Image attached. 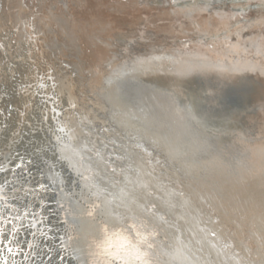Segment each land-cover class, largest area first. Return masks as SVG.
Listing matches in <instances>:
<instances>
[{
    "label": "rangeland",
    "instance_id": "1",
    "mask_svg": "<svg viewBox=\"0 0 264 264\" xmlns=\"http://www.w3.org/2000/svg\"><path fill=\"white\" fill-rule=\"evenodd\" d=\"M0 1V36L13 37H0V155L19 167V191L45 194L46 162L77 183L61 154L75 139L103 182L155 204L165 241L190 264H264V0H107L126 20L92 45L70 30L86 0ZM119 3L128 7L113 10Z\"/></svg>",
    "mask_w": 264,
    "mask_h": 264
},
{
    "label": "bare ground",
    "instance_id": "2",
    "mask_svg": "<svg viewBox=\"0 0 264 264\" xmlns=\"http://www.w3.org/2000/svg\"><path fill=\"white\" fill-rule=\"evenodd\" d=\"M85 1V0H83ZM88 1V2H87ZM109 1V0H108ZM113 2L117 0H112ZM120 1V0H119ZM117 1L116 3H118ZM2 2V1H0ZM9 2V1H8ZM17 0H12V6L16 7L19 6L17 4ZM87 2V3H86ZM114 2V3H115ZM125 2V1H124ZM132 2V1H131ZM86 3V4H85ZM85 7L88 6L85 10L77 11L76 13V19L73 21L72 26L70 27L71 33L74 38L78 36H84V38L88 41L87 45H92L94 43V37L93 34L99 33L103 34L108 31L109 27H113L116 24L119 26V24L125 23L124 18L120 15L110 16L113 13L108 14L106 12L108 10V4L107 6V0H86L85 1ZM2 4V3H0ZM111 4V0H110ZM119 3V5H116L114 7L113 3L111 4L112 8L123 10L124 5L127 6V3ZM131 4V3H130ZM129 4V5H130ZM134 5V4H133ZM141 5V4H140ZM132 6V5H131ZM3 7V5H2ZM128 7V6H127ZM134 7V6H132ZM138 7V6H137ZM81 8V7H80ZM134 7L133 9H135ZM0 6V10H1ZM110 9V8H109ZM137 9V8H136ZM141 9V7H140ZM112 10V9H111ZM139 10V8H138ZM142 10V9H141ZM177 10V9H176ZM176 10H174L176 12ZM125 11V10H124ZM132 11V9H130ZM129 11V12H130ZM168 11V10H167ZM181 11V10H180ZM179 11V12H180ZM1 12V11H0ZM112 12V11H111ZM114 12V11H113ZM128 12V10H127ZM137 12V11H136ZM135 12V13H136ZM163 12V11H162ZM166 12V10H165ZM96 13V14H95ZM122 13V12H121ZM134 12H131L132 14ZM140 13V12H139ZM142 13V12H141ZM155 13V12H154ZM230 13V12H229ZM129 14V15H130ZM137 14V13H136ZM135 17L137 19L138 16ZM144 14V13H142ZM152 14V13H151ZM150 13L148 15H151ZM164 14V13H162ZM161 14V15H162ZM122 15H125L124 13ZM133 15V14H132ZM131 15V17H132ZM156 15V14H155ZM11 17L10 15H8ZM134 16V15H133ZM144 15H140L142 17ZM160 16V15H159ZM164 16V15H163ZM169 16V14H168ZM181 16V15H180ZM204 16V15H203ZM3 16H0V30H8L9 26L5 22V19L2 18ZM158 17V16H157ZM174 17V14L173 16ZM169 18V17H168ZM179 18V17H178ZM181 18V17H180ZM183 18V17H182ZM217 17H215L216 19ZM29 19V18H28ZM142 19V18H141ZM154 19V18H153ZM156 19V18H155ZM162 19V18H161ZM214 19V20H215ZM32 20V19H31ZM30 20V21H31ZM176 19H174L175 21ZM178 20V19H177ZM176 20V23L179 22ZM210 20V19H209ZM218 20V19H217ZM215 20V21H217ZM223 20V19H222ZM250 20V19H249ZM147 21V19H146ZM151 21V20H148ZM147 21V23L150 25V23ZM153 21V20H152ZM157 21V20H156ZM160 21V20H159ZM172 22V19L170 20ZM235 21V20H234ZM27 22V21H26ZM128 22V17L127 21ZM139 21H137L138 23ZM141 22V21H140ZM169 22V21H168ZM252 22V21H251ZM29 23V20L28 22ZM155 23V22H154ZM153 23V24H154ZM208 23V22H207ZM225 23V22H224ZM135 24V23H134ZM146 24V25H148ZM151 23V26L153 25ZM157 24V23H156ZM167 24V23H166ZM172 24V23H171ZM252 24V23H251ZM250 24V25H251ZM141 24H139L140 26ZM155 25V24H154ZM175 25V24H174ZM171 25V26H174ZM177 25V24H176ZM205 25V24H204ZM218 25V24H217ZM221 25V23H220ZM242 25V24H241ZM27 26V25H26ZM30 26V25H29ZM135 26V25H134ZM167 25L160 26L161 28ZM179 26V25H178ZM176 26V27H178ZM120 27V26H119ZM153 27V26H152ZM158 27V26H157ZM182 27V25H181ZM237 27V26H236ZM118 27H116L117 29ZM122 28V27H121ZM120 28V29H121ZM151 28V27H150ZM154 28V27H153ZM165 28V27H164ZM165 28L166 32L167 29ZM221 28V27H220ZM226 28V27H225ZM111 29V28H110ZM115 29V28H114ZM112 29V31H114ZM163 29V28H162ZM172 29V28H171ZM170 29V30H171ZM174 29V27H173ZM238 29V28H237ZM249 29V28H248ZM153 30V29H151ZM169 30V31H170ZM175 30H177L175 28ZM212 30V29H211ZM222 30V29H221ZM168 31V34H169ZM219 31V30H218ZM224 31V30H223ZM226 31H228L226 29ZM234 31V30H233ZM238 31V30H237ZM3 32V31H2ZM9 32V31H7ZM6 32V34H8ZM110 32V30H109ZM108 32V33H109ZM172 32V31H171ZM180 32V31H179ZM220 32V31H219ZM111 33V32H110ZM174 33V31H173ZM218 33V32H217ZM251 34V33H250ZM8 35H11L10 33ZM8 35L4 36L8 37ZM172 33H170V36ZM175 35V34H173ZM216 35V34H214ZM213 35V36H214ZM218 35V34H217ZM224 35V34H223ZM231 35V34H230ZM16 36V35H15ZM242 36V35H241ZM1 37V36H0ZM6 37L4 39H6ZM12 36H9L10 38ZM173 37V36H171ZM176 37V36H175ZM184 37V35H183ZM210 37V36H209ZM238 37V36H237ZM247 37V36H246ZM1 37V40L3 39ZM7 38V39H8ZM13 38V37H12ZM81 38V37H79ZM214 38V37H213ZM217 38V37H216ZM225 38V37H224ZM253 38V35H252ZM250 38V39H252ZM3 39V40H4ZM212 39V38H211ZM244 39V38H243ZM236 40V39H235ZM239 40V39H237ZM245 40V39H244ZM249 40V39H246ZM5 42V41H4ZM8 42L12 43V42ZM243 42V41H240ZM238 42V43H240ZM247 41L243 42L246 43ZM2 43V42H1ZM221 43V42H220ZM7 44V43H5ZM1 45L4 46L2 43ZM214 45V44H213ZM226 45V44H225ZM223 46V45H222ZM7 47V46H6ZM12 48V46H10ZM221 47V46H220ZM10 48V49H11ZM227 48V47H226ZM221 49V48H220ZM234 49V48H232ZM6 50V49H5ZM107 49L104 46L95 45V49L93 50V60L102 61L106 55H107ZM232 52V51H231ZM6 53V52H5ZM4 53V54H5ZM9 53V51H8ZM11 53V51H10ZM194 54V52H193ZM193 54H191L193 56ZM233 54V53H231ZM7 55V54H6ZM5 55V56H6ZM190 55V56H191ZM195 55V54H194ZM229 56L230 54H226V56ZM14 56V54L12 55ZM196 56V55H195ZM223 56V55H222ZM2 57V54H1ZM9 57V56H8ZM6 57V60L7 58ZM224 57V58H225ZM10 58V57H9ZM12 59V58H11ZM10 59V60H11ZM5 62H8L6 61ZM1 61V60H0ZM13 62V59H12ZM11 61L9 63H12ZM15 62V61H14ZM13 62V63H14ZM225 62V61H224ZM223 62V63H224ZM2 63H4L2 61ZM8 63V64H9ZM16 64V63H15ZM244 64V63H243ZM241 64V65H243ZM5 65V63H4ZM13 65V64H12ZM240 65V64H239ZM245 65V64H244ZM243 65V66H244ZM247 65V64H246ZM8 66V65H6ZM5 66V67H6ZM15 66V65H14ZM17 66V65H16ZM15 66V67H16ZM248 67V66H246ZM8 67H6L7 69ZM17 68V67H16ZM6 69L4 73L6 72ZM2 70V69H1ZM4 70V69H3ZM17 69H14V71ZM8 71V70H7ZM16 72V71H15ZM18 72V70H17ZM3 75V74H1ZM4 76V75H3ZM8 76V74H7ZM6 76V77H7ZM15 77V75H13ZM2 77V76H1ZM9 77V76H8ZM13 77V78H14ZM0 79H6L4 78ZM9 79V78H8ZM2 81V80H1ZM0 81V82H1ZM6 81H4L5 83ZM8 82H6L7 85ZM2 85V84H1ZM0 85V86H1ZM9 86V85H7ZM2 87V86H1ZM5 87V86H4ZM25 87V86H24ZM7 88V87H6ZM5 89V88H3ZM6 93V92H4ZM1 95V94H0ZM76 98V97H75ZM1 99V98H0ZM1 102V101H0ZM34 106V105H33ZM199 107L201 109L202 105L199 103ZM1 109V108H0ZM83 109V108H82ZM81 110V109H80ZM86 110V109H85ZM2 111V110H1ZM32 111V110H31ZM203 113L210 116L209 113L201 109ZM2 114V113H1ZM3 116V114H2ZM7 117V116H6ZM28 118V117H27ZM5 120V119H4ZM83 120V118L81 119ZM5 122V121H4ZM31 122V121H30ZM91 123V122H90ZM77 125V124H76ZM1 126V125H0ZM92 126V125H91ZM95 126V125H94ZM93 126V127H94ZM80 127V125L78 126ZM77 127V128H78ZM89 127V126H88ZM87 127V130H89ZM98 127V126H97ZM6 128V127H5ZM91 128V127H90ZM52 129V128H51ZM2 130V129H1ZM74 131H78L73 129ZM80 130V129H79ZM85 130V129H82ZM96 130V129H95ZM102 130V129H101ZM81 131V130H80ZM79 131V132H80ZM91 131V129H90ZM89 131V132H90ZM14 132V131H13ZM60 132V131H59ZM72 132V131H71ZM82 132V131H81ZM80 132V133H81ZM86 132V131H85ZM88 132V131H87ZM88 132V133H89ZM102 132V131H101ZM119 132V131H118ZM75 133V132H74ZM103 133V132H102ZM111 133V132H110ZM59 135V134H58ZM61 135V134H60ZM94 135V134H93ZM100 135V134H99ZM3 136V135H2ZM38 136V135H37ZM36 136V137H37ZM112 136V135H111ZM41 138V137H40ZM49 138V137H48ZM18 139V138H17ZM110 139V137H109ZM40 140V139H39ZM45 140V139H44ZM81 140V139H80ZM91 140V139H90ZM86 141V140H85ZM1 142V141H0ZM24 142V141H23ZM40 143V142H39ZM100 143V141H99ZM102 145V144H101ZM103 146V145H102ZM123 146V145H122ZM21 148V147H20ZM37 148V147H36ZM20 150V149H19ZM45 151V150H44ZM61 154L63 157H65L68 160L69 168L73 172L74 176L78 178L77 183H74L73 179L70 180L68 176L65 174V172L57 166V163L53 162H46L44 166L41 167V180H42V186L43 190H45V194L40 195V199L34 198L36 195L32 198V201L29 200V194L33 195L32 190H26L19 191L18 185L21 184L17 183V180H14L15 174L18 168L12 163H8L9 158L6 155H0L2 157V162H0V168L6 169L8 167L7 171L0 170V216H8L9 210H11V216L9 218H12L14 220L13 227L19 230V242L23 246L24 255H17L14 258H9V264H119V261L111 259V257H105L98 248V245L103 246L101 244V241L97 240L95 237L97 235L95 228L98 226H95L92 222L89 224V220L85 218H78L71 224H61L60 221L65 218V211H61V205L64 206V209H70V208H80L81 201L84 200H92L96 198L97 196L103 200L104 198H108L111 194H115L117 197L116 200H114L111 207L116 210L117 213H123L124 215L121 217L117 215L116 219L112 221V223H119L123 225V230L118 232L117 235L119 237L120 243L123 244L127 239H131L135 246L139 247L142 251L146 250L149 253V259L152 261V264H190L189 261H187L184 257L180 255V253L175 248L169 247L170 245L165 241V230L162 227V223L160 224V220L155 218L156 214L153 213L151 208L144 207L143 203L141 201H135V196L130 194V188L125 187L121 184H113L110 185L108 182H103L102 179L99 177L103 174H101L99 177L94 172L95 167L92 165V161L90 162L89 157H86V153L83 150V146L80 143H77L75 139H66L64 140L62 146H61ZM88 154V153H87ZM90 155V154H89ZM56 156V155H55ZM47 157V156H46ZM95 157V156H94ZM99 157V155H98ZM57 158V157H55ZM91 158V157H90ZM1 159V158H0ZM18 160V158H17ZM41 160V159H40ZM58 160V159H57ZM96 160V159H94ZM1 161V160H0ZM20 161V160H18ZM27 161V160H26ZM56 161V160H55ZM54 161V162H55ZM98 161V160H97ZM100 161V160H99ZM94 162V161H93ZM101 162V161H100ZM15 163V162H14ZM19 163V162H18ZM59 163V162H58ZM64 163V162H63ZM62 163V165H63ZM139 163V162H138ZM17 164V163H16ZM43 164V163H42ZM60 164V163H59ZM96 164V163H95ZM103 164V163H102ZM117 164V163H116ZM141 164V163H140ZM139 164V165H140ZM19 165V164H18ZM32 165V164H31ZM61 165V166H62ZM100 165V164H99ZM105 165V164H104ZM104 165H102L104 167ZM136 165V164H135ZM143 165V164H141ZM146 165V164H145ZM34 166V165H32ZM64 166V165H63ZM98 166V165H97ZM96 166V167H97ZM109 166V165H108ZM99 167V166H98ZM102 167V169H103ZM107 167V166H106ZM110 167V166H109ZM152 167V166H151ZM33 168V167H32ZM37 168V167H36ZM120 168V167H118ZM142 168V167H141ZM31 169V168H30ZM65 169V168H64ZM101 169V167H100ZM110 169V168H109ZM156 169V168H155ZM133 171V170H132ZM68 172V171H67ZM164 172V171H163ZM102 173V172H101ZM125 173V172H124ZM37 174V173H36ZM105 174V173H104ZM163 174V173H162ZM115 175V174H114ZM123 175V174H121ZM128 175V174H127ZM29 175L26 176V178ZM39 177V176H38ZM115 177V176H114ZM127 177V176H126ZM129 177V176H128ZM16 179V178H15ZM113 181V177L111 178ZM123 177H121L122 181ZM125 179V178H124ZM126 182V180H124ZM5 181H9L12 184L15 185L14 188L9 187ZM17 181V182H16ZM27 181V180H26ZM116 181V179H115ZM121 182L122 184L124 182ZM111 182V181H110ZM119 182V181H117ZM134 182V181H133ZM171 182V181H170ZM22 183V182H20ZM112 183V182H111ZM23 184V183H22ZM77 184V186H76ZM138 184H143L141 181L138 182ZM178 184V183H177ZM125 185V184H124ZM127 185V184H126ZM179 185V184H178ZM128 186V185H127ZM136 186V185H135ZM171 187V186H170ZM169 187V189H170ZM181 187V186H180ZM106 189V190H105ZM7 190V191H6ZM132 190V189H131ZM172 192L173 189H170ZM169 190V193L171 192ZM176 190V189H175ZM178 190V188H177ZM135 191V190H134ZM180 191V190H179ZM182 191V190H181ZM180 191V192H181ZM24 192V193H23ZM32 192V193H31ZM171 192V194H172ZM175 193V192H174ZM127 194L128 195V201L127 205L122 207L120 204V198ZM155 194V193H154ZM182 194V192H181ZM186 194V193H184ZM183 194V195H184ZM145 195L144 193L142 194ZM166 195V194H164ZM179 195V194H178ZM8 196L10 199H8ZM44 196V198H43ZM159 196V195H158ZM174 196V195H173ZM181 196V195H180ZM157 197V195H156ZM170 197V196H169ZM187 197V195H186ZM14 198V199H12ZM188 198V197H187ZM186 198V199H187ZM141 199V198H140ZM139 199V200H140ZM143 199V198H142ZM154 199V197H153ZM161 199V197H160ZM180 199V198H178ZM145 200V199H144ZM162 200V199H161ZM166 200V199H165ZM171 201V198H169ZM181 200V199H180ZM185 200V199H184ZM135 201V202H134ZM143 201V200H142ZM163 201V200H162ZM179 201V200H178ZM177 201V202H178ZM186 201V200H185ZM48 202H52V206L50 204H47ZM161 202V201H160ZM168 202V200H167ZM180 202V201H179ZM178 202V203H179ZM30 203V204H29ZM159 203V202H158ZM39 204V206H37ZM149 204V203H148ZM147 204V205H148ZM163 202L161 203V205ZM166 204V203H165ZM169 204V203H167ZM171 204V203H170ZM193 204V203H192ZM155 205V204H154ZM180 205V204H179ZM163 206V205H162ZM171 206V205H170ZM178 206V204H177ZM53 208V211H50L49 209ZM158 208V207H157ZM182 208V207H181ZM211 208V207H210ZM143 209H148V213L143 212ZM173 209V208H172ZM157 211L159 209H156ZM161 210V209H160ZM155 211V210H154ZM211 212V211H210ZM51 213H54L55 215H50ZM162 213V212H161ZM31 214V215H30ZM163 214V213H162ZM166 214V213H165ZM220 214V213H219ZM155 215V216H154ZM176 215V214H175ZM174 215V216H175ZM215 215V214H214ZM163 217V216H162ZM159 218V217H158ZM172 218V217H171ZM215 219V218H214ZM171 221V220H170ZM167 222V221H166ZM174 222V221H173ZM132 225L129 227V225ZM166 224V223H165ZM168 224V223H167ZM175 224V222H174ZM173 224V225H174ZM180 224V223H179ZM213 224V223H212ZM214 225V224H213ZM164 226V225H163ZM166 226V225H165ZM173 227V226H172ZM167 228V227H166ZM176 229V228H175ZM179 230V229H178ZM177 231V230H176ZM71 232L73 236H75L79 241H81L80 246L77 248L76 245H72L67 240V233ZM133 232L137 234L141 233H147V243L152 244V247L149 249L146 247V244L141 243L142 237L139 235H133ZM180 232V231H178ZM168 234V233H167ZM177 234V233H175ZM181 235V233H180ZM183 235V234H182ZM59 236H64V246H61L60 240L58 239ZM179 236V235H178ZM180 237V236H179ZM111 239V238H110ZM181 239V238H180ZM169 245V246H168ZM172 245V244H171ZM176 246V245H175ZM200 246V245H199ZM193 247V246H192ZM196 247V246H195ZM190 248V247H189ZM198 249V248H197ZM202 249V247H201ZM191 250V249H189ZM193 253V250H191ZM190 251V252H191ZM195 251V250H194ZM187 253V252H186ZM197 253V252H196ZM200 253V252H199ZM204 253V249H203ZM208 253V252H207ZM215 253V252H214ZM230 253V252H229ZM63 254L64 260L61 261L59 259V255ZM135 254H136V247H133L129 249L127 252V258L129 261L132 262V264H135ZM189 255V253H187ZM195 254V253H194ZM51 256V259H48V256ZM192 255V254H191ZM200 255V254H198ZM216 255V254H215ZM27 256V259L24 257ZM190 256V255H189ZM75 257V259H73ZM188 257V256H187ZM194 257V255H193ZM199 257V256H198ZM228 257V256H227ZM191 258V257H190ZM196 258V257H195ZM202 258V257H201ZM207 259V257H206ZM210 259V258H209ZM219 259V258H218ZM228 259V258H227ZM220 260V259H219ZM218 260V261H219ZM222 260V257H221ZM231 260V259H230ZM194 261V259L192 260ZM190 260V262H192ZM200 261V259L198 260ZM204 261V259H203ZM201 261V262H203ZM216 261V259H214ZM195 262V261H194ZM197 262V261H196ZM200 262V263H201ZM212 262V261H211ZM209 261V263L211 264ZM222 262V261H220ZM230 263V262H229ZM195 264V263H193ZM207 264V263H206ZM218 264V263H217ZM221 264V263H220ZM226 264V263H224Z\"/></svg>",
    "mask_w": 264,
    "mask_h": 264
},
{
    "label": "snow or ice",
    "instance_id": "3",
    "mask_svg": "<svg viewBox=\"0 0 264 264\" xmlns=\"http://www.w3.org/2000/svg\"><path fill=\"white\" fill-rule=\"evenodd\" d=\"M111 160L119 159L117 154L110 157ZM0 170H4L0 168ZM109 171L115 174L117 169L115 166L111 167ZM5 183L14 188L15 185L9 181ZM39 187V186H37ZM128 195L125 194L120 198V204L122 207L127 205ZM117 197L115 194H111L108 198L101 200L98 196L92 200L81 201L80 208H70L65 210L61 205V211H65V218L60 221L61 224H71L78 218H87L95 226L97 233L96 239L101 241L103 246L98 245L99 251L105 257H111V259L119 261V264H132L127 258V252L129 249L136 247L135 264H152V261L148 258V251H142L139 247L135 246L131 239H127L123 244L120 243L118 232L123 230V225L119 223H112L116 219L117 215L123 216V213H117L111 205ZM154 207V205L152 206ZM147 211V209H145ZM11 210H9L8 216H0V264H9V258H14L17 255H24L23 246L19 242V230L13 227L14 220L9 218L11 216ZM31 215V214H30ZM132 225L130 224L129 227ZM67 240L70 244L80 246L79 241L71 232L67 233ZM133 235H139L142 237L141 243L146 244L147 248H151L152 244L147 243V233L137 234L133 232ZM111 238V239H110ZM61 246H64V236H59ZM27 259V256L24 257ZM51 259V256H48ZM61 261L64 260L63 254L59 255ZM75 259V257H73Z\"/></svg>",
    "mask_w": 264,
    "mask_h": 264
}]
</instances>
